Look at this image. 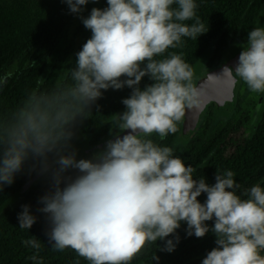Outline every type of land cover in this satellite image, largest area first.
<instances>
[{
	"label": "clouds",
	"instance_id": "9594fccd",
	"mask_svg": "<svg viewBox=\"0 0 264 264\" xmlns=\"http://www.w3.org/2000/svg\"><path fill=\"white\" fill-rule=\"evenodd\" d=\"M62 2L91 37L68 79L43 91L38 85L0 113V190L26 169L50 178L37 209L46 216L50 248H71L90 264H131L152 243L172 253L182 224L188 237H216L201 264H264V187L238 194L241 185L230 170L216 174L214 184L194 178L191 164L150 138L176 133L186 111L204 107L205 90L193 84L191 66L179 54L163 55L208 31L196 0H106L107 7L92 8L86 18L80 15L85 6L99 0ZM144 77L152 83L141 89ZM223 77L264 94V26L247 33L235 70L225 67ZM6 79L0 77V86ZM125 87L131 89L121 101L125 110L113 116L119 133L127 134L112 132L102 151L77 159L78 124L92 117L104 92ZM70 170L74 177L66 175ZM21 207L19 228L28 231L37 217ZM22 243L35 250L33 264H43L40 240ZM153 261L158 264L155 255Z\"/></svg>",
	"mask_w": 264,
	"mask_h": 264
},
{
	"label": "trees",
	"instance_id": "16d2710c",
	"mask_svg": "<svg viewBox=\"0 0 264 264\" xmlns=\"http://www.w3.org/2000/svg\"><path fill=\"white\" fill-rule=\"evenodd\" d=\"M196 2L197 15L206 30L208 25V31L197 40L184 38L182 46L170 48L163 55H181L195 72L196 64L210 51L207 62L214 73L229 57L246 46L247 33L258 27L264 11V0ZM94 7H107L106 0L89 3L80 15L86 18ZM90 37V30L85 29L78 16L69 12L62 0H0V77H7L6 83L0 86V113L14 109L23 101L26 93L38 85L43 91L68 79L69 70L75 65L76 53ZM234 46L237 50L229 53ZM160 58L163 57H157ZM40 78L45 81L43 84H39ZM151 83L148 77H144L139 86L143 89ZM243 86L245 91L240 94ZM130 92L131 89L127 87L104 92L91 109L92 117L78 124L73 144L90 137L89 141L94 147L113 139L112 132L120 135L122 132L119 133L113 115L125 110L121 101ZM250 92L240 81L233 110L217 111L215 105L211 104L202 116L197 131L189 139L181 136L180 122L176 133L164 138L153 133L150 138L160 146L171 147L173 154L179 156L186 167L191 164L195 169L194 178L203 177L208 184H214L216 174L230 170L241 185L238 194H243L256 184L264 187V103L256 125H250V132L244 139L238 140V128L228 125L230 119L239 113L244 97ZM245 121L248 122L247 117ZM221 123L226 126L218 128ZM203 124H206V128L200 134ZM66 175L74 177L76 173L70 170ZM36 176L37 173L26 169L16 175L11 185L0 190V264H33L30 257L35 250L22 243L31 236L42 243L39 258L43 264H90L71 248L64 251L50 248L46 236L49 231L46 216L37 211L42 207L40 197L49 190L50 178ZM205 199L204 194L198 197L201 203ZM22 205L29 206L30 214L37 217L28 231L19 228L17 216L22 211ZM206 223L209 226L212 224L211 221ZM185 228L186 225L182 224L177 230L179 243L172 253L158 251L154 243L147 244L131 264H156L154 255L158 258V264H201L207 253L216 247V237L211 232L203 238L188 237ZM157 246L162 248L163 242L157 241Z\"/></svg>",
	"mask_w": 264,
	"mask_h": 264
},
{
	"label": "water",
	"instance_id": "95a60500",
	"mask_svg": "<svg viewBox=\"0 0 264 264\" xmlns=\"http://www.w3.org/2000/svg\"><path fill=\"white\" fill-rule=\"evenodd\" d=\"M241 52V51H240ZM240 52L232 55L227 59V61L217 70L212 76H215L216 79L214 82H209V77L199 83L198 88H202L205 90V104L204 107L200 110H188L186 111V115L182 121H180L181 126V136L184 139H189L198 129L202 116L206 113L207 109L211 104L215 105V109L217 111H232L236 105V89L240 82L239 78L234 81H230L227 77H223V69L225 67L232 68L235 70V66L238 62V57ZM263 97H259L258 102L255 107V115L251 119V125L255 126L260 113L263 108ZM124 134H127V130L122 132L120 136L122 137ZM114 139V138H113ZM105 143L98 144L91 148L86 157L89 159L94 154L102 151L104 149ZM40 175L36 176L39 177ZM34 181L31 180L28 185H30Z\"/></svg>",
	"mask_w": 264,
	"mask_h": 264
},
{
	"label": "rangeland",
	"instance_id": "374dc122",
	"mask_svg": "<svg viewBox=\"0 0 264 264\" xmlns=\"http://www.w3.org/2000/svg\"><path fill=\"white\" fill-rule=\"evenodd\" d=\"M264 26V11L260 17L258 27ZM237 47H231L229 53L235 52ZM210 55V51L205 55V57L200 60L195 67V72L193 76V84L198 85L201 80L208 78V75H212L213 71L208 66V57ZM245 91V87L243 86L239 93H243ZM258 93L250 92L246 97H244L242 104L240 106L239 113H236L229 121L228 125H233L238 128V134L236 138L238 140L244 139L250 132V120L253 116L254 108L257 104ZM245 117H247L248 122L245 121ZM224 124H219V127H225ZM206 124H203L202 129L199 131L202 134L205 131ZM235 135V134H234ZM90 137L80 140L77 143H74V148L77 150V159H83L86 157L87 152L93 148L90 143Z\"/></svg>",
	"mask_w": 264,
	"mask_h": 264
},
{
	"label": "flooded vegetation",
	"instance_id": "af4514ba",
	"mask_svg": "<svg viewBox=\"0 0 264 264\" xmlns=\"http://www.w3.org/2000/svg\"><path fill=\"white\" fill-rule=\"evenodd\" d=\"M263 96H264L263 94H258L257 102H258L259 97H263Z\"/></svg>",
	"mask_w": 264,
	"mask_h": 264
}]
</instances>
